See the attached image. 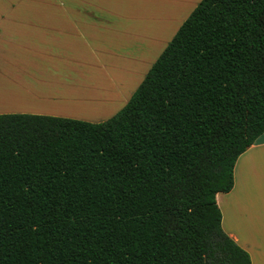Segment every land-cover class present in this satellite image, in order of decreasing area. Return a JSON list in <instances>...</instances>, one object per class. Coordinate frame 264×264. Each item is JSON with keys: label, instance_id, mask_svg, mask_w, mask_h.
<instances>
[{"label": "trees", "instance_id": "1", "mask_svg": "<svg viewBox=\"0 0 264 264\" xmlns=\"http://www.w3.org/2000/svg\"><path fill=\"white\" fill-rule=\"evenodd\" d=\"M264 134V0H202L93 123L0 114V264H252L216 196Z\"/></svg>", "mask_w": 264, "mask_h": 264}, {"label": "crops", "instance_id": "2", "mask_svg": "<svg viewBox=\"0 0 264 264\" xmlns=\"http://www.w3.org/2000/svg\"><path fill=\"white\" fill-rule=\"evenodd\" d=\"M201 1L0 4V99L9 100L0 103V114L108 120L137 88L136 59L129 53L126 59L125 48L130 47L124 43L126 28H136V11L179 14L178 31ZM131 33L135 38L136 29ZM172 36L151 60L160 56ZM216 200L224 232L250 254L252 264H264V134L239 156L234 187L218 193Z\"/></svg>", "mask_w": 264, "mask_h": 264}, {"label": "rangeland", "instance_id": "3", "mask_svg": "<svg viewBox=\"0 0 264 264\" xmlns=\"http://www.w3.org/2000/svg\"><path fill=\"white\" fill-rule=\"evenodd\" d=\"M47 1L48 0H46L45 3H47ZM36 3H38V0H0L1 5L9 6H32ZM40 3H43V0H40ZM181 14L184 15L186 13ZM179 22V14L153 13L147 10L136 11V24H134L136 25V36L133 38L134 33L131 32H133L135 29L132 28H126V33L124 35V43L126 46L130 47L129 49L127 47L125 48L126 59L128 57V53L132 56L134 55L136 59V87L141 84L144 77L148 73L147 71L150 70L152 65L158 59H155V61L151 60L153 57H155L156 53L159 52L161 47H158L167 41L171 33L173 36L175 35L174 32L177 29L176 26L179 24ZM171 40L172 38L168 40V43ZM163 47L164 46H162V48ZM6 100L8 99L1 98L0 103H4Z\"/></svg>", "mask_w": 264, "mask_h": 264}, {"label": "bare ground", "instance_id": "4", "mask_svg": "<svg viewBox=\"0 0 264 264\" xmlns=\"http://www.w3.org/2000/svg\"><path fill=\"white\" fill-rule=\"evenodd\" d=\"M19 82V81H18ZM22 83V82H21ZM23 94V93H22ZM3 95V94H2ZM9 95V94H8ZM48 95V94H47ZM7 96V95H6ZM2 97H4V96H2ZM10 100H12V99H10ZM103 100V99H102ZM96 106V105H95ZM92 110V109H91Z\"/></svg>", "mask_w": 264, "mask_h": 264}]
</instances>
